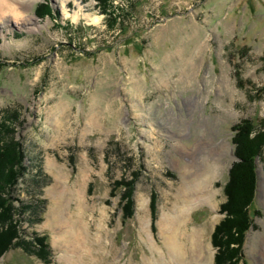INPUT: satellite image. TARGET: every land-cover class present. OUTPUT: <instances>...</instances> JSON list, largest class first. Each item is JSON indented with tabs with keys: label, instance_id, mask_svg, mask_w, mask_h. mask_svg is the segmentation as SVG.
I'll return each instance as SVG.
<instances>
[{
	"label": "rangeland",
	"instance_id": "374dc122",
	"mask_svg": "<svg viewBox=\"0 0 264 264\" xmlns=\"http://www.w3.org/2000/svg\"><path fill=\"white\" fill-rule=\"evenodd\" d=\"M5 1L0 166L22 158L4 171L16 179L2 197L18 236L0 264H214L232 126L250 119L264 136V0H106L111 27L98 0ZM222 138L230 150L210 154ZM259 147L236 264H264ZM210 165L212 199L189 203ZM168 219L178 255L161 233ZM34 235L46 237L45 259Z\"/></svg>",
	"mask_w": 264,
	"mask_h": 264
},
{
	"label": "trees",
	"instance_id": "16d2710c",
	"mask_svg": "<svg viewBox=\"0 0 264 264\" xmlns=\"http://www.w3.org/2000/svg\"><path fill=\"white\" fill-rule=\"evenodd\" d=\"M98 2L100 3V6H103L104 12L105 5H107L106 0H98ZM34 12L38 17L43 18L45 15H51V8L47 2L39 3ZM104 13L107 12L105 11ZM108 15L110 17L108 20V26L111 27L114 23V18L112 15ZM9 119L10 118H6V120ZM7 126V122H1V131L7 129ZM256 126L257 125H255L250 119H241L232 126L234 131L233 143L235 144L234 155L236 161L231 165L228 181L223 189L226 201L220 205V210L226 215L217 225H215L214 231L211 235V242L216 248L214 264L237 263V244L240 243V238L246 231L249 222L250 215L248 208L253 200L256 186L254 164H252V161L254 156L260 150V144L264 143V136L257 139L255 138L258 135V133H254ZM20 152H22L21 149ZM5 157L6 153L0 151V161L4 163ZM21 158L22 153H19L18 158L15 155L11 158L7 157L10 166L6 167V165H4L7 162L0 166V256L13 246V240L18 236V233L11 223L13 216L12 206L9 205V202L6 203L2 197L4 184L9 183L10 185H13L16 179H9V181L7 179L5 180L4 176H6V173H4V171L6 170L10 174L14 164H19ZM12 163L14 164L12 165ZM118 184L120 183L118 182ZM122 198L124 201L125 194ZM4 204H7L8 206L5 207ZM121 209L122 218L124 220L131 216V209L129 208L128 202H122ZM45 239V236L34 235V241L37 245L30 242L37 247V249L36 247L34 248L36 250L33 251L34 253H37V251L41 252L40 249H42L41 246L44 247L46 242ZM40 252H38L37 255L42 257V259H45Z\"/></svg>",
	"mask_w": 264,
	"mask_h": 264
},
{
	"label": "bare ground",
	"instance_id": "6f19581e",
	"mask_svg": "<svg viewBox=\"0 0 264 264\" xmlns=\"http://www.w3.org/2000/svg\"><path fill=\"white\" fill-rule=\"evenodd\" d=\"M30 1V5L32 4V2H34V0H29ZM0 5L1 7L6 6L7 8L10 6V3L2 0V4L0 1ZM14 13V12H13ZM209 147L211 149H209L210 154H218L219 156L224 155V153H227L230 150V144L227 138H222L219 141H214L213 143H208ZM208 147V146H207ZM197 148V147H196ZM205 152V151H204ZM215 164V163H213ZM213 167V170H206L207 172L203 174L204 179L202 181L201 184H198L197 188L195 189L196 194H198L199 196L197 197H192L193 195L188 194L187 195V199L189 201V203H196L197 202H209L212 199L213 196V191L206 187L205 183H207L212 177L215 176L216 172H217V167L218 165H210V168ZM186 208L181 209V213L182 216L185 214V210ZM184 211V212H182ZM166 229V230H165ZM176 226L174 225V223L172 222L171 219H168L165 223H163V225L161 224V233L162 236L165 240V242L167 243L169 250L172 254H177L180 252V245L177 244V242L175 241V232H176ZM168 234V235H167ZM200 232H196L195 234L193 233V235L195 236V238L197 239L199 236ZM198 241V240H197ZM177 258V256H176ZM204 264H207V259L204 260Z\"/></svg>",
	"mask_w": 264,
	"mask_h": 264
}]
</instances>
